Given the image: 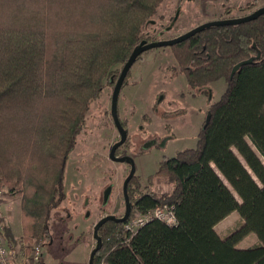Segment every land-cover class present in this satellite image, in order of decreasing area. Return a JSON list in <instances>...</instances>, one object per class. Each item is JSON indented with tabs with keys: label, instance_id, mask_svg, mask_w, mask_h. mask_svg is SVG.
<instances>
[{
	"label": "trees",
	"instance_id": "trees-1",
	"mask_svg": "<svg viewBox=\"0 0 264 264\" xmlns=\"http://www.w3.org/2000/svg\"><path fill=\"white\" fill-rule=\"evenodd\" d=\"M163 1L0 0V190L20 198L19 239L3 227L7 245L29 264H43L33 249L50 238L90 104L140 41L157 40L143 31ZM170 48L189 87L223 78L226 88L196 146L160 160L155 175L170 192L141 191L130 179L129 217L100 226L94 264H264V14L205 28ZM164 205L173 206L175 225L151 219L134 233L124 227L134 212ZM234 211L241 223L220 235L216 225ZM249 233L259 243L238 248Z\"/></svg>",
	"mask_w": 264,
	"mask_h": 264
},
{
	"label": "rangeland",
	"instance_id": "rangeland-1",
	"mask_svg": "<svg viewBox=\"0 0 264 264\" xmlns=\"http://www.w3.org/2000/svg\"><path fill=\"white\" fill-rule=\"evenodd\" d=\"M261 6L264 0H164L153 22L144 27V37L171 39L201 23L244 16ZM124 82L117 112L126 125L127 139L117 148L116 155L131 156L135 167L133 185L137 189L157 195L170 192L171 183L155 175L160 160L196 146L197 133L208 117L209 106L220 98L226 81L221 78L203 88L189 87L171 48L165 46L141 53ZM113 86L106 84L90 104L68 157L65 197L51 212L50 238L42 246L43 264H87L96 244L95 223L109 214H124L122 185L129 167L109 158L112 144L119 139L110 113ZM0 223L11 229L15 241L19 239L20 198L3 190ZM240 223V216L234 211L215 229L224 236ZM257 243V236L249 233L237 247L248 248Z\"/></svg>",
	"mask_w": 264,
	"mask_h": 264
},
{
	"label": "water",
	"instance_id": "water-1",
	"mask_svg": "<svg viewBox=\"0 0 264 264\" xmlns=\"http://www.w3.org/2000/svg\"><path fill=\"white\" fill-rule=\"evenodd\" d=\"M261 14H264V6H261V7L257 8L256 10L252 11L251 13L246 14L244 16L223 18V19L211 20V21L201 23V24L191 28L190 30L186 31L185 33L180 34V35H178L174 38H171V39H159V40H152V41H147L146 39H143L132 50L130 56L128 57L126 62L122 65L120 72L118 74V77L114 83L112 94H111V105H110L111 117H112L113 123H114V125H115V127L119 133V139L112 144V146L109 150V158L115 162H122V163H126V164L130 165L129 172H128L127 176L125 177V179L123 181V185H122L125 211H124V214L120 217L109 214V215L103 216L102 218H100L95 223V225L93 227V237L96 240V244L89 254L88 264H92L95 253L101 248V245H102L101 237L98 234V229L100 228V226L104 222L110 221V220L116 221V222H123L129 217V214L131 212V206L132 205H131V202H130L129 196H128V183H129L130 179L134 176L135 167H134V163H133L131 156H129V155H122V156L116 155L117 148L120 147L123 143H125V141L127 139V131H126L125 127L123 126V124H122V122L118 116L117 102H118V97H119V93L121 91L123 82H124L128 72H129L131 66L136 61L137 57H139L141 55V53H143L144 51H147L150 49L160 48V47H165V46L170 47L173 44H176V43H179L181 41L188 39L189 37L193 36L194 34L200 32L202 30H204L205 28H208L211 26H220V25H236L239 23L254 20L258 16H260ZM171 26L172 25L170 24L168 26V28H171ZM254 58L255 57H250L248 59H244V60L238 62L237 64H235L231 70L230 76H233V74L241 66L252 63L254 61ZM208 118H209V115H208L207 119ZM107 192H106V196H107Z\"/></svg>",
	"mask_w": 264,
	"mask_h": 264
},
{
	"label": "built area",
	"instance_id": "built-area-1",
	"mask_svg": "<svg viewBox=\"0 0 264 264\" xmlns=\"http://www.w3.org/2000/svg\"><path fill=\"white\" fill-rule=\"evenodd\" d=\"M151 219H158L167 225H175L176 217L173 206L164 205L162 207L147 210L146 212H134L132 217L125 222V228L134 233L140 226ZM42 245H35L33 249V260L37 262L42 256ZM27 258L22 251L8 246L4 236V227L0 223V264H26ZM101 264H107L102 261Z\"/></svg>",
	"mask_w": 264,
	"mask_h": 264
},
{
	"label": "flooded vegetation",
	"instance_id": "flooded-vegetation-1",
	"mask_svg": "<svg viewBox=\"0 0 264 264\" xmlns=\"http://www.w3.org/2000/svg\"><path fill=\"white\" fill-rule=\"evenodd\" d=\"M125 128H126V125L124 126ZM126 164V163H125ZM127 166L129 167V169H130V165L129 164H127ZM94 259V258H93ZM89 260V259H88ZM87 264H88V262H87ZM92 264H94V261L92 262Z\"/></svg>",
	"mask_w": 264,
	"mask_h": 264
},
{
	"label": "crops",
	"instance_id": "crops-1",
	"mask_svg": "<svg viewBox=\"0 0 264 264\" xmlns=\"http://www.w3.org/2000/svg\"><path fill=\"white\" fill-rule=\"evenodd\" d=\"M9 225V224H8ZM10 226V225H9ZM10 228H11V226H10Z\"/></svg>",
	"mask_w": 264,
	"mask_h": 264
}]
</instances>
